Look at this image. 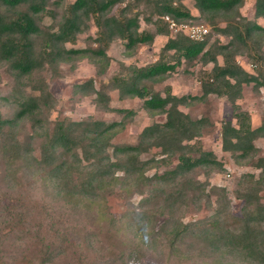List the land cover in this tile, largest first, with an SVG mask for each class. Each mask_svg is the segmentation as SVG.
Masks as SVG:
<instances>
[{
  "label": "rangeland",
  "instance_id": "obj_1",
  "mask_svg": "<svg viewBox=\"0 0 264 264\" xmlns=\"http://www.w3.org/2000/svg\"><path fill=\"white\" fill-rule=\"evenodd\" d=\"M55 1L48 4V13L39 19L45 27L55 28L63 10L61 5L65 6L73 0L61 1L57 6ZM178 1L195 16V24L207 28V48L216 40L222 44L229 41L228 37L218 35L215 30L217 26H225L224 18L200 15L193 0ZM123 7L124 4L116 5L110 14L117 15ZM255 7L256 0H244L239 12L264 26L263 18L255 19ZM139 10L142 13L140 30L152 33L153 43L139 45L133 52H127L122 40L112 41L107 49L111 58L109 68L103 76L95 79L96 88L100 87L101 81L113 76L121 63L137 67L152 64L158 59L167 37L182 34L169 29L167 36L157 34L154 25L159 18L153 16L154 25L142 19L149 16L152 8L140 6ZM0 11H5V8L0 7ZM97 36L94 20L90 19L87 29L77 35L74 44H66V48L95 47ZM254 50H245L235 57L241 67L253 74L264 70V54L256 58ZM261 50L264 52V42ZM217 59L222 64L221 56ZM211 66L203 65L201 59L183 60L165 81L154 85V88L162 91L169 86L176 96L200 97V79L209 73ZM95 71L93 61L80 59L61 62L55 69L45 67L34 72L26 81L17 78L5 63L0 62V113L4 118L14 115L18 101L40 79L46 81L52 96L49 110L42 113V117L49 121L45 126L33 128L28 121L18 124L14 133L22 144L21 158H7L2 153L7 132H0V264H22L19 261L24 256H31L35 264H40L45 248L51 256L44 264H216L212 263L213 245L203 238L200 231L192 228L185 232L180 230H183V224L194 223L198 228H206L218 212L222 218L241 216L243 201L234 193L240 191L246 175L258 178L259 170L251 165V161L241 163L232 153L221 148V124L225 121L234 123L231 105L224 98L210 95L205 100H188L187 106L180 107L194 119L208 120L200 137L202 148L212 152L222 167H198L174 180H153L152 185L140 189L135 178L123 173H116L108 180L97 176L100 190L95 196L68 198L66 194L72 193V186L80 177L76 173L80 171H76L71 178L66 174V184L60 185V182L51 179L49 168L39 162L44 135L55 121L92 118L118 122L120 125L110 140L116 145L137 144L146 126L165 121V115L148 113L141 100L120 99L116 91L110 92L108 111L97 105L94 94L85 96L75 92L74 86L94 77ZM238 104L249 113L253 127L264 120L263 88L245 85ZM255 145L259 156L264 157V140L256 139ZM151 156L160 164L162 157L158 149H152L145 159H151ZM176 163L177 160L172 158L168 166L160 164L156 169H149L146 175L156 173L159 176L173 169ZM137 190L141 193L138 194ZM260 195L264 201V190ZM225 224L231 229L238 228L232 220L225 221ZM176 231L180 232L175 242L173 235ZM229 264L243 262L235 260Z\"/></svg>",
  "mask_w": 264,
  "mask_h": 264
},
{
  "label": "trees",
  "instance_id": "obj_2",
  "mask_svg": "<svg viewBox=\"0 0 264 264\" xmlns=\"http://www.w3.org/2000/svg\"><path fill=\"white\" fill-rule=\"evenodd\" d=\"M51 1L0 0V7L5 8V11H0V62L5 63L17 78L27 81L34 72L45 67L55 69L61 62L88 59L96 66L95 76L75 85V92L85 96L94 94L97 105L108 111L110 92L116 91L120 99L141 100L143 108L150 114L165 115L164 122L146 126L134 145H116L110 141L120 125L118 122L92 118L55 121L44 135L39 160L52 172L51 179L60 182V185L66 184V174L71 178L79 170L80 173L76 174L80 177L72 186V193L66 194L68 198H79L93 197L100 190L97 176L108 180L116 173H123L135 178L140 189L152 185L153 180H174L198 167H222L212 152L202 148L200 137L208 120L194 119L180 107L187 106L188 100H205L210 95L224 98L231 105L234 123L225 121L221 124V148L232 153L241 163L251 161V165L259 170V175L256 179L252 174L246 175L241 183L244 185L234 193L243 201L241 216L222 218L218 212L206 228H198L195 223L183 224L180 231L185 232L188 228L200 231L203 238L213 245L212 263L229 264L236 260L243 264H264V201L260 195L264 190V157L259 156L255 145L256 139L264 140V120L253 127L249 113L238 104L245 85L253 84L255 89H264V70L250 73L235 60L237 55L248 49H255L253 56L256 58L264 54L261 50L264 26L240 14L239 8L244 0H193L200 15L224 18L225 26H217L215 30L218 35L229 38L226 44L216 40L207 48V37L201 42L192 41L184 34L167 37L155 62L142 67L121 63L118 71L108 80L101 81L98 88L95 79L103 76L109 68L111 58L107 49L112 41L122 40L127 52H133L139 45L153 43V34L140 30V6L152 8L149 16L142 19L154 25L153 16H157L159 21L154 27L162 36L169 33L163 16L168 15L178 23L188 24H195V16L178 0H73L65 6L61 5V16L56 27L52 28L39 22L40 17L48 13L47 6ZM61 1L64 0H56L55 6ZM118 4H124V7L117 15L110 14ZM254 16L255 19H264V0H256ZM90 19L94 20L98 32L94 39L96 46L66 48V44H74L77 35L87 29ZM219 56L222 64L218 63ZM196 59H201L205 66L212 65L209 73L200 79V97L176 96L169 86L162 91L155 90L154 85L165 81L183 60ZM51 100L46 81L40 79L18 101L12 117L4 118L0 113V132H7L2 153L7 158L19 159L23 154L22 144L14 133L18 124L28 121L33 128L41 129L49 122L42 117V113L49 110ZM152 149L159 150L163 167L168 166L172 158L177 160L175 167L159 176L156 173L146 175L149 169L160 165L154 156L145 159ZM137 191L141 193V190ZM228 220H232L238 228H229L225 224ZM180 231L173 235L175 242ZM50 256L45 248L39 263H46ZM21 261L22 264H35L31 256H24L19 263Z\"/></svg>",
  "mask_w": 264,
  "mask_h": 264
},
{
  "label": "built area",
  "instance_id": "obj_3",
  "mask_svg": "<svg viewBox=\"0 0 264 264\" xmlns=\"http://www.w3.org/2000/svg\"><path fill=\"white\" fill-rule=\"evenodd\" d=\"M162 19L170 31L181 32L192 41L201 42L208 34L207 28L203 25L178 23L168 15L163 16Z\"/></svg>",
  "mask_w": 264,
  "mask_h": 264
}]
</instances>
